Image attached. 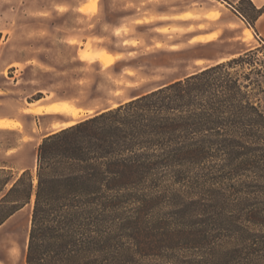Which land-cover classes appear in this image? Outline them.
Wrapping results in <instances>:
<instances>
[{"label":"trees","instance_id":"obj_1","mask_svg":"<svg viewBox=\"0 0 264 264\" xmlns=\"http://www.w3.org/2000/svg\"><path fill=\"white\" fill-rule=\"evenodd\" d=\"M263 50L56 130L35 176L0 166V228L33 199L24 264H264Z\"/></svg>","mask_w":264,"mask_h":264},{"label":"rangeland","instance_id":"obj_2","mask_svg":"<svg viewBox=\"0 0 264 264\" xmlns=\"http://www.w3.org/2000/svg\"><path fill=\"white\" fill-rule=\"evenodd\" d=\"M85 1L0 0V117L21 120L12 129L0 128V166L8 165L14 173L26 168L35 176L38 145L44 135L65 124L51 127L50 120L22 117L27 103L38 97L66 101L62 104L68 109L61 114L78 123L207 65L237 57L233 55L246 45L264 47V19L257 22L260 16L251 28L237 15L247 28L240 40H231L227 32L222 41L195 46L186 42L195 27L183 26L169 33L171 42L180 41L182 47L153 49L150 45L159 37L151 25L135 24L129 17L133 12L147 15L149 7L135 11L127 5H181V0H87L84 6ZM225 1L253 17L248 2ZM121 22L126 27L112 35L111 26ZM256 58L264 63V50ZM75 110L81 111L77 119L72 116ZM32 200L0 228V264H24Z\"/></svg>","mask_w":264,"mask_h":264},{"label":"crops","instance_id":"obj_3","mask_svg":"<svg viewBox=\"0 0 264 264\" xmlns=\"http://www.w3.org/2000/svg\"><path fill=\"white\" fill-rule=\"evenodd\" d=\"M154 1L169 3V1L171 0H154ZM181 1H182L181 5H127V8L129 9L131 7L135 8V11H140L145 6L149 7V13L147 15L133 12L132 14L129 15V17L136 21L134 22L135 24L139 22L140 25H147V24L151 25V30L159 38L156 41H154L153 45H150V48L159 49L158 47H156L157 45H160L161 48H164L167 50H169L170 48L182 47V43L180 41L176 43L171 42V39L173 37L169 35V33L172 32L173 30H179L180 27L182 28L183 26L186 27V30H189L191 26L195 27L193 32H191L192 34L189 37H187V40H186V42L191 43L195 46L215 44L216 42L222 41V39L226 37L227 32L233 35L232 38H230L231 40H238V39L240 40L241 34L244 28L247 29L243 21L237 16V14H235L233 4H229L225 0H181ZM238 1L239 0H235L233 1V3L235 4ZM251 1L253 2L256 8L264 7V0H251ZM86 4H87V0L82 5L85 6ZM212 14H218L217 18L210 19L209 15H212ZM125 18H128V17L125 16L123 18V21ZM263 19H264V13L261 15V17L259 18L257 22ZM122 26L126 27V23L121 22L119 24L112 25L110 28L111 34L115 35L116 32L122 30ZM205 37H213V38L211 40H204V41L201 40L202 38H205ZM252 45L253 44L249 46L246 45V47L242 48L239 53L233 56H238L239 54H242L254 48ZM107 52L113 55L115 58H118L120 56L119 52H114L110 50H107ZM222 61L224 60H220L219 62H222ZM190 74H187L185 76H188ZM182 78H179V79H182ZM62 102H66V101L64 100L47 101L45 97H41L38 100H34L33 102L27 103V106H25L24 108V111L27 110L26 111L27 113L22 114V117L30 116L34 119H37V121L50 120L51 122L49 123L51 127L54 124L67 123L71 120H70V117L64 114L44 113V112L35 113L34 112V110L36 109H46L47 107L51 105L59 104ZM2 120L13 121L14 123L21 122V120L18 118L0 117V121ZM3 129H6V128H3ZM55 132L56 131H50L44 136H48ZM8 152L9 150L5 151V153H8ZM6 166L13 169L12 167L8 165ZM25 170L26 168L19 169L18 171L19 173H22Z\"/></svg>","mask_w":264,"mask_h":264},{"label":"bare ground","instance_id":"obj_4","mask_svg":"<svg viewBox=\"0 0 264 264\" xmlns=\"http://www.w3.org/2000/svg\"><path fill=\"white\" fill-rule=\"evenodd\" d=\"M110 62H111V58L109 57L108 59H106L105 64L108 65ZM67 109L68 108L65 104L59 103V104L51 105V106L47 107L46 109H36V110H34V112L35 113H43V112L44 113H61V112L66 111ZM80 114H81V111H79V110H75L72 112V116L75 119L79 118ZM72 124L73 123H71V122H67L61 128L70 127ZM18 125H17V123H14L13 121H7V120L0 121V127L1 128L12 129ZM59 129L60 128H58L56 130H59ZM56 130H54V131H56Z\"/></svg>","mask_w":264,"mask_h":264},{"label":"snow or ice","instance_id":"obj_5","mask_svg":"<svg viewBox=\"0 0 264 264\" xmlns=\"http://www.w3.org/2000/svg\"><path fill=\"white\" fill-rule=\"evenodd\" d=\"M93 2H94V0H93Z\"/></svg>","mask_w":264,"mask_h":264}]
</instances>
